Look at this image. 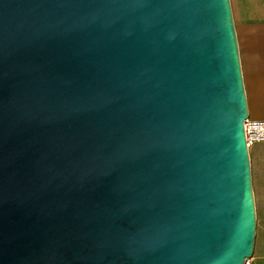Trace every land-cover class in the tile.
<instances>
[{"label": "water", "instance_id": "water-1", "mask_svg": "<svg viewBox=\"0 0 264 264\" xmlns=\"http://www.w3.org/2000/svg\"><path fill=\"white\" fill-rule=\"evenodd\" d=\"M248 117L230 0H0V264H248Z\"/></svg>", "mask_w": 264, "mask_h": 264}, {"label": "crops", "instance_id": "crops-1", "mask_svg": "<svg viewBox=\"0 0 264 264\" xmlns=\"http://www.w3.org/2000/svg\"><path fill=\"white\" fill-rule=\"evenodd\" d=\"M230 3L249 116L264 120V0ZM249 158L256 221L264 230V142L249 147Z\"/></svg>", "mask_w": 264, "mask_h": 264}, {"label": "built area", "instance_id": "built-area-1", "mask_svg": "<svg viewBox=\"0 0 264 264\" xmlns=\"http://www.w3.org/2000/svg\"><path fill=\"white\" fill-rule=\"evenodd\" d=\"M244 133L248 148L254 143L264 142V120L253 119L249 116L244 121Z\"/></svg>", "mask_w": 264, "mask_h": 264}, {"label": "rangeland", "instance_id": "rangeland-1", "mask_svg": "<svg viewBox=\"0 0 264 264\" xmlns=\"http://www.w3.org/2000/svg\"><path fill=\"white\" fill-rule=\"evenodd\" d=\"M262 227L256 221L255 244L250 264H264V230Z\"/></svg>", "mask_w": 264, "mask_h": 264}]
</instances>
